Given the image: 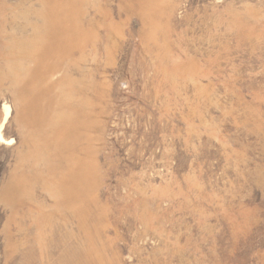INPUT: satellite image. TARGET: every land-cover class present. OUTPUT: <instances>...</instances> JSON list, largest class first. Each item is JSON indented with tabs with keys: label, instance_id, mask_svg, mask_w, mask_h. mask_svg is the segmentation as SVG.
<instances>
[{
	"label": "rangeland",
	"instance_id": "1",
	"mask_svg": "<svg viewBox=\"0 0 264 264\" xmlns=\"http://www.w3.org/2000/svg\"><path fill=\"white\" fill-rule=\"evenodd\" d=\"M6 106L0 264H264V0H0Z\"/></svg>",
	"mask_w": 264,
	"mask_h": 264
},
{
	"label": "bare ground",
	"instance_id": "2",
	"mask_svg": "<svg viewBox=\"0 0 264 264\" xmlns=\"http://www.w3.org/2000/svg\"><path fill=\"white\" fill-rule=\"evenodd\" d=\"M9 114H10V110H9V107H4V117H3V120H2V123H1V125H0V142H3V138H2V136H1V129H2V127H3V125H4V123L6 122V120H7V118H8V116H9ZM9 142V141H8Z\"/></svg>",
	"mask_w": 264,
	"mask_h": 264
}]
</instances>
